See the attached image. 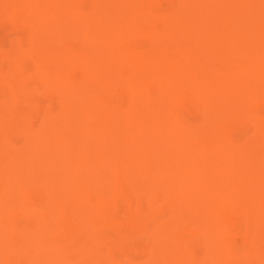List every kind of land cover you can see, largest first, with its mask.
Returning <instances> with one entry per match:
<instances>
[{
    "label": "bare ground",
    "instance_id": "6f19581e",
    "mask_svg": "<svg viewBox=\"0 0 264 264\" xmlns=\"http://www.w3.org/2000/svg\"><path fill=\"white\" fill-rule=\"evenodd\" d=\"M171 1L173 6L159 10L160 0H0L14 25L7 42L11 48L0 52V64H13L6 77L20 82L18 93L8 96L0 83V112L13 98L25 106L23 116L9 123L0 139V264H264V168L249 190L228 198L229 209L240 216V232L248 238L244 245L230 244L216 215L221 194L217 165L226 141L195 131L192 139H208L203 142L207 151L190 152L186 160L140 147L185 138L171 126L165 109L153 111L148 81L164 94L191 78L213 93L200 106L229 101L264 106V0ZM143 18L154 27L141 28ZM141 32L148 33L147 44L127 42L126 35ZM67 38L75 45L65 46ZM32 66L28 82L60 87L59 97L48 105L27 91L25 77ZM75 66L84 69V84L100 82L108 94L111 82H124L127 99L107 102L119 106L122 115L112 107L103 117L95 114L99 124L94 128L78 130L82 120L76 106L94 104L77 101L70 71ZM42 106L57 107L56 113ZM207 120L216 130L225 128L209 115ZM251 123L259 135L249 149L239 139L230 142L245 156L241 162L247 169L264 164V117ZM97 137L113 144L96 146L92 141ZM72 144L78 169L89 172L111 164L115 172L112 185L94 189L100 196L96 201L82 197L67 202L75 192L71 184L49 181L52 160ZM44 179L45 197L30 208L21 193ZM160 197L170 206H160ZM142 199L148 223L123 239L114 236L111 226H105L110 208L124 205L136 211ZM15 207L24 215L17 226L7 225ZM62 210L71 212L76 227L70 242L58 240L55 232V215ZM195 221L204 227L200 239L179 242L178 225ZM13 228L20 232L17 239L10 235Z\"/></svg>",
    "mask_w": 264,
    "mask_h": 264
},
{
    "label": "rangeland",
    "instance_id": "374dc122",
    "mask_svg": "<svg viewBox=\"0 0 264 264\" xmlns=\"http://www.w3.org/2000/svg\"><path fill=\"white\" fill-rule=\"evenodd\" d=\"M0 4H3L0 2ZM173 6L171 0H160L159 10H164L166 7ZM144 19V18H143ZM153 21L149 19L140 20L141 28L148 27L152 29ZM153 25H156L154 22ZM14 29L13 23L9 21L8 15L5 14V10L0 5V52L7 51L11 47L7 44L12 31ZM124 35V34H123ZM127 42L136 45H145L150 41L148 33H136L126 35ZM124 38V39H125ZM65 46H74V39L67 38L63 42ZM0 64V83H5L6 91L4 96L17 94L18 88L20 87V82L12 80L11 78L6 77V72L12 71L13 64ZM123 71L126 70L124 66L121 68ZM72 80L76 87L78 88V100L77 101H88L93 106H76V111L81 110L79 114L80 124L78 130L82 129H91L99 124V121L95 119V114L100 113V116L103 117V112L109 111L112 107V110L116 115H122V109L119 106H107L109 101H124L127 99L129 92L127 86L124 82L120 80H114L111 82L109 87L110 94L106 93L103 89V86L100 82H95L93 85L84 84L85 71L79 66L72 67L70 69ZM33 74L30 69L25 77V82H28L27 78H30ZM189 75V74H187ZM27 91H32L36 94L37 101L48 105L51 102L55 101L60 95V87H44L40 84L39 81L33 80L27 83ZM147 88L150 91V102L153 105V111H156L159 108L165 109V115L169 122L173 123V127L183 131L185 138L183 136H174L170 137L165 141H160L159 145L154 143L147 142L141 144L140 147L146 150H153L157 152L162 157H167L170 155L172 159L186 160L190 152L204 153L206 148L204 147V141L214 137H220L225 140V147L223 148V153L221 156L222 163L220 162L217 165V169L220 171V177L217 178V181L221 186V194L218 197V206L220 209L217 211L221 219V229L226 230L228 235V240L230 244H239L244 245L248 242V238L243 235L241 230V219L237 212L229 209V197H233L238 193L245 192L250 189V185L255 182L256 175L259 171L264 168V164L261 162H256L247 169L242 165L241 153L235 151L233 146L230 144L233 139L236 141L239 139L245 144V147H250L256 140L259 135L258 126L252 124L258 120L263 119L264 117V106H243L237 104L233 101L220 103V106H200L205 104L209 98H212L213 93L211 90H208L204 85L195 83L191 78H184L182 82L175 83L174 86H170L164 94L159 92V86H156V83L153 81L147 82ZM3 101L2 96L0 95V101ZM97 101V102H96ZM199 103V105H198ZM208 103V102H207ZM28 107V106H27ZM42 107H53V106H42ZM115 107H118L117 109ZM25 106L21 105L19 100L14 98L11 100L9 106H7L3 111L0 112V139L4 134H6V129L9 123L13 122L15 119L21 118L23 116V109ZM115 108V109H114ZM57 107H53V113H56ZM209 111V112H208ZM208 112V113H207ZM85 114L87 117L84 118ZM225 123V128L216 130L215 126L212 123H209L207 117ZM105 122V121H104ZM252 122V123H251ZM254 125V128L249 124ZM109 128H114L111 125L112 123L105 122ZM110 124V125H109ZM195 131H201L204 133V136L208 139L201 141L192 139L195 135ZM191 137V140L188 138ZM103 137H97L94 139L93 144L96 146H105L108 147L112 142L102 139ZM228 142V143H227ZM244 145V144H243ZM242 145V146H243ZM248 147V149H249ZM243 148L240 147V151ZM247 150V149H246ZM76 148L73 146L68 149H63L59 151L58 156L51 162V171L52 176L49 181H68L71 186L75 189V192L68 197L67 202L73 203L76 198H88L91 201H96L100 196L97 195V190H102L109 183L112 185L110 180L115 177V172L110 168L111 164L108 166H100L96 169H91L89 172L82 171L76 166ZM238 152V153H236ZM249 156V155H248ZM251 157V156H249ZM92 177V178H91ZM48 179H44L38 185H30L24 188L21 193L23 201L30 208H35L42 198L45 197V185L48 183ZM94 185L93 188L89 187ZM264 199V198H263ZM160 206L168 207L170 202H166L161 197L159 198ZM131 207V206H130ZM147 207L146 200L142 199L140 205L137 206L136 211L133 209H128L124 205L116 207L113 205L110 210L107 212L108 219L106 220V227L112 229L114 236L118 238H125L126 236L138 233L141 228L148 223V218L145 217ZM23 209L15 207L9 210L10 221L7 225L17 226L18 222L23 217ZM45 219H49V213H44L42 215ZM56 221L58 225L56 226V235L58 240H68L69 242L73 238V235L76 233V227L74 226L72 220V214L68 210H62L59 212V215ZM55 221V222H56ZM178 228V229H177ZM176 228V236L178 241L183 243H196L201 234L204 232L203 224L199 221L193 223H182ZM10 235L17 239L20 236V232L17 228H13ZM228 244V245H230ZM226 245V246H228Z\"/></svg>",
    "mask_w": 264,
    "mask_h": 264
}]
</instances>
